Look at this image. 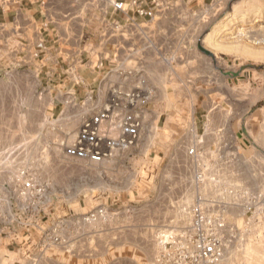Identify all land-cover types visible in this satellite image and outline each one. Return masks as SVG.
<instances>
[{"label":"rangeland","instance_id":"374dc122","mask_svg":"<svg viewBox=\"0 0 264 264\" xmlns=\"http://www.w3.org/2000/svg\"><path fill=\"white\" fill-rule=\"evenodd\" d=\"M195 19L194 94L190 111L179 114L191 139L173 149L157 145L156 130L126 152V161H67L61 144L74 139L82 112L68 105L51 116L50 96L29 75L8 71L0 82V190L25 172L48 186L55 219L99 207L103 218L82 227L87 233L98 226V235L68 249L89 256L97 247L100 264H153L162 235L189 222L199 194L214 197L236 186L264 193V0H209ZM220 89L228 95H217ZM176 99L184 98L167 102ZM190 148L195 157L187 155ZM245 213L228 209L227 219L246 239L234 242L223 264H264V234L254 239V228L244 231Z\"/></svg>","mask_w":264,"mask_h":264},{"label":"built area","instance_id":"2783aa9c","mask_svg":"<svg viewBox=\"0 0 264 264\" xmlns=\"http://www.w3.org/2000/svg\"><path fill=\"white\" fill-rule=\"evenodd\" d=\"M22 1L37 4L42 11L43 21L33 33L38 50L45 49L47 39L53 38L62 48L70 47L74 38L80 41L81 34L71 35L75 20L81 21L83 27L86 15L98 12L102 17L97 43L88 50L92 69L110 62L122 75H130L135 67L143 66L148 57L168 66L175 59L173 54L164 53L153 29L157 11L169 6L165 0H150L149 3L145 0H0V3L6 7ZM127 11L145 21L128 19L132 29L124 34L106 15L109 12L126 14ZM108 45L113 47L111 55L106 51ZM144 84L142 81L140 87L130 90L114 87L104 104L92 94L76 102L66 98L65 105L79 109L82 115L72 142L61 144L63 158L102 165L135 148L150 100ZM187 155L195 157V149H188ZM48 190L46 184L37 182L25 172L2 186L0 264H42L49 261L54 249H68L91 238L90 232H84L82 227L94 226L103 218V211L97 207L83 216L55 219ZM226 195L231 201L225 199ZM231 206L245 210L248 217L244 231L254 228L253 238L259 239L264 234V193L253 194L236 186L225 188L214 197L199 194L188 210L189 222L173 234L162 235L153 264H223L234 242L246 239L244 232L240 233L227 219Z\"/></svg>","mask_w":264,"mask_h":264},{"label":"crops","instance_id":"0c3cea01","mask_svg":"<svg viewBox=\"0 0 264 264\" xmlns=\"http://www.w3.org/2000/svg\"><path fill=\"white\" fill-rule=\"evenodd\" d=\"M165 1L169 6L157 11V21L153 24V29L164 53L175 56L171 65L174 69L166 70L163 62L148 57L143 66L135 67V71L130 75H122L110 62H104L96 69H92L89 63L88 50L97 43L102 14L97 12L94 15H86L83 27L81 21L75 20L71 35L81 34L82 38L80 41L74 38L69 44L70 47L62 48V45L52 38L47 39L45 49L38 50L33 39L36 27L43 21L42 11L38 5L22 1L2 7L0 3V82H4L8 71L29 75L39 82V90L50 96L51 103L46 112L54 116L63 114L67 107L64 103L66 98L76 102L82 100L85 95L92 94L104 104L112 88L130 90L140 87L143 81L145 83L143 88L149 92L150 100L145 107L143 128L138 143L153 137L156 130H160L159 137L155 138L160 148L166 149L171 146L173 149L180 144L190 143L192 129L185 122H181L183 118L179 114L190 111L189 98L194 94V89L190 85L191 74L196 69L192 53L195 18L197 11L202 10L209 0ZM106 17L119 25L124 34L132 29L128 19H134L139 23L145 21V18L138 17L131 11H127L126 14L109 12ZM106 51L111 55L113 47L108 45ZM235 79L239 81L237 77ZM226 83L229 85L228 80ZM217 92L219 96L228 95V89H220ZM169 97L184 99L168 103ZM194 131L197 132V126ZM125 155L129 156L128 153H124L111 162L126 161L128 157L123 158ZM55 213L52 214L53 218ZM77 213L83 214L81 211ZM99 231L98 226L93 227L89 231L90 237L95 238ZM73 247L54 249L56 257H52V260L49 258V262L100 264L101 253L97 247L89 256Z\"/></svg>","mask_w":264,"mask_h":264},{"label":"bare ground","instance_id":"6f19581e","mask_svg":"<svg viewBox=\"0 0 264 264\" xmlns=\"http://www.w3.org/2000/svg\"><path fill=\"white\" fill-rule=\"evenodd\" d=\"M71 133H72V132H71ZM69 136H70V135H69ZM67 142H68V143H71V142H72V136L68 138ZM65 143H66V142H65ZM36 150H37V149H36ZM34 154H35V153H34ZM104 164H106V163H104ZM104 164H102V165H104Z\"/></svg>","mask_w":264,"mask_h":264},{"label":"water","instance_id":"95a60500","mask_svg":"<svg viewBox=\"0 0 264 264\" xmlns=\"http://www.w3.org/2000/svg\"><path fill=\"white\" fill-rule=\"evenodd\" d=\"M208 53V52H207ZM210 54V53H209ZM212 55V54H211Z\"/></svg>","mask_w":264,"mask_h":264}]
</instances>
